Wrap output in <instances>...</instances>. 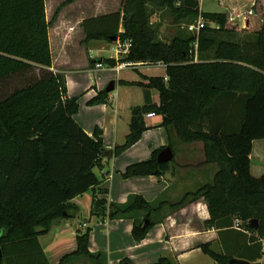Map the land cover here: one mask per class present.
<instances>
[{
    "label": "trees",
    "instance_id": "16d2710c",
    "mask_svg": "<svg viewBox=\"0 0 264 264\" xmlns=\"http://www.w3.org/2000/svg\"><path fill=\"white\" fill-rule=\"evenodd\" d=\"M222 4L227 12H202L199 0H121L119 11L82 24L86 40L113 42L114 36L115 41L131 40L130 51L121 60L166 66V76H143L137 83L145 91L146 103L132 109L130 131L115 153L135 144L148 128L145 115L156 113L163 116L168 135L174 133L184 143L203 142L205 162L218 165L212 182L178 201L150 202L135 194L125 203H109L113 219L143 213L134 218L136 240L145 238L166 209L176 211L199 199L208 206L207 223L226 227L238 218L254 231L249 223L256 218L257 233L264 237V173L253 176L250 159L253 141H264V0ZM164 8L176 25L202 17L205 27L198 36L178 31L165 41L153 21ZM241 17L242 30L250 36L237 40L219 36L233 35ZM50 24L45 0H0V264H50L39 236L55 220L75 218L78 207L71 200L101 181L94 167L100 165L104 150L102 130L96 128L90 135L74 118L78 97L68 96L65 75L52 70ZM104 61L115 64L114 59ZM151 89L159 91V104L151 102ZM108 102L109 94L101 90L88 103ZM168 145L174 151L173 144ZM161 150L127 166L124 177L163 174L169 162H158ZM106 204L95 200L92 213H105ZM145 219L150 223L143 227ZM90 234V227L78 228L76 250L58 264H72L80 257L108 264L105 253L90 251ZM202 249L219 264H231L229 255L207 245ZM155 264L175 263L161 257Z\"/></svg>",
    "mask_w": 264,
    "mask_h": 264
},
{
    "label": "crops",
    "instance_id": "0c3cea01",
    "mask_svg": "<svg viewBox=\"0 0 264 264\" xmlns=\"http://www.w3.org/2000/svg\"><path fill=\"white\" fill-rule=\"evenodd\" d=\"M48 1L45 0L47 19L51 21L52 70L65 75L68 96L78 97L79 110L74 114L75 120L90 135L100 128L104 149L113 150L111 158L101 156L100 165L94 167L100 183L71 200L78 207L76 217L55 220L50 230L39 236V244L48 262L58 264L64 255L75 251L77 229L85 226L91 228L90 251L105 253L108 264H122L124 260L131 264H154L161 257L169 258L175 264H217L203 251L204 245L218 254L229 255L231 259L264 264V237L256 229H247L238 218L233 225L226 227L207 223L210 213L203 199L176 211L166 210L163 218L151 226L142 240H136L132 233L134 218H141L142 213L133 218L109 217V203H125L130 195H141L150 202L178 201L186 192L196 189L193 186L198 188L212 182L218 165L205 162L203 142L184 143L174 133L168 135L162 126L163 116L156 113L145 115L147 130L135 144L117 155L115 147L125 142L130 131L132 109L146 103L145 91L137 84L143 81V76H151L145 68L161 66L164 73L155 76H166V66L140 63V69L130 67L138 70L137 75H124V69L117 71L113 67L120 59L113 50L119 40H113L110 48L98 43L99 40H86L83 22L119 11L121 0H50V6ZM57 9L58 14L52 20ZM239 26L245 27L244 17H241ZM105 50L113 53L106 58L102 55ZM94 53L98 56L95 57ZM108 58L114 59L115 64L106 63L104 59ZM91 60L102 61L104 67L95 69ZM110 80L115 81V89L108 93L109 102L89 104L98 92L106 90L105 85ZM128 88L132 90L126 91L127 97L122 99L123 91ZM153 90H150L151 102L159 104L160 98ZM260 141L261 147L264 146L263 140H254L250 154L251 173L255 177L264 173V164L254 155V145ZM169 142L174 146V157L163 174L124 177L127 166L150 159L153 151L164 149ZM95 200L106 201L105 213H92Z\"/></svg>",
    "mask_w": 264,
    "mask_h": 264
},
{
    "label": "rangeland",
    "instance_id": "374dc122",
    "mask_svg": "<svg viewBox=\"0 0 264 264\" xmlns=\"http://www.w3.org/2000/svg\"><path fill=\"white\" fill-rule=\"evenodd\" d=\"M49 6H50V0L48 1ZM200 2V9L202 12H225L226 10H228L226 8V6L224 4H222V0H199ZM65 3V2H64ZM58 9L57 12L54 13L53 16L58 14ZM153 21L155 23H158L159 26V37L165 41H169L171 39L172 36H174L176 33H178V31H183V33L188 34V30H187V25L186 23H182L180 25H176L173 23V15L171 13L170 10L164 8L162 10L157 11V13L155 14ZM210 25L215 26V24L211 23ZM235 27V26H234ZM243 28H239L237 29V31H235V33L233 35H229L227 32L225 34H219L220 37H228V36H232L234 39H242L245 37L250 36L249 33H245L243 30ZM221 39V38H220ZM99 40L98 43H101L102 45H104L106 48H110V46H112V42L107 40V39H96ZM114 50V48H113ZM113 53V51L110 50H105L102 52V55L105 56L107 58V56H110ZM94 56L97 57L98 54L94 53ZM126 55L120 57L123 58ZM142 67V66H141ZM140 64L138 66H136L135 68H141ZM124 75H128V76H133V75H137L138 74V70H135L134 68H126L124 70H122ZM140 72V71H139ZM145 72L151 76H155V75H160L164 73V68L161 66H150L145 68ZM111 82L108 81V83H106L105 86H108V84ZM130 88H128V90H124L122 93V99H125L127 97L128 92ZM132 90V89H130ZM154 95H158L160 98V94L159 91L157 89L153 90ZM157 96V97H158ZM178 141V139H177ZM262 141L260 142H256V144L254 145V155L259 157V160H261V162L264 164V146L261 147L260 144ZM260 143V144H259ZM176 146V145H175ZM259 146L261 147V150L259 148ZM262 152V154H260ZM193 188H197L196 186H193ZM195 190V189H194ZM169 210V209H166ZM171 211V210H169ZM143 215V213H142ZM86 227L83 226L82 229H85ZM258 230V229H257ZM76 261V263H75ZM159 261V260H158ZM157 261V262H158ZM156 262V263H157ZM90 264L92 263L89 259L85 258V257H80V258H76L72 264ZM93 264V263H92ZM155 264V263H154Z\"/></svg>",
    "mask_w": 264,
    "mask_h": 264
},
{
    "label": "built area",
    "instance_id": "2783aa9c",
    "mask_svg": "<svg viewBox=\"0 0 264 264\" xmlns=\"http://www.w3.org/2000/svg\"><path fill=\"white\" fill-rule=\"evenodd\" d=\"M205 23H206L205 20L202 17H200L196 22L187 25V29H188V31H190L192 33H196L198 36L201 29L205 27ZM131 43H132L131 40H126V41H120L119 40L117 42L114 50L118 54L119 58L124 56V55H127L129 53ZM194 46L196 48V55H197L198 39L195 41ZM139 64H140L139 62L121 60V58H120L119 61L113 67L117 71H120V70L125 69V68L136 67ZM103 67L104 66H103L102 62L95 63V69H100ZM153 114L154 113H148V116H152Z\"/></svg>",
    "mask_w": 264,
    "mask_h": 264
},
{
    "label": "water",
    "instance_id": "95a60500",
    "mask_svg": "<svg viewBox=\"0 0 264 264\" xmlns=\"http://www.w3.org/2000/svg\"><path fill=\"white\" fill-rule=\"evenodd\" d=\"M112 39L116 40L117 38L114 36L112 37ZM114 89H115V81H111L106 87V92L109 93L113 91ZM112 155H113V150L111 149L103 150L102 157L111 158ZM173 157H174V152H173L172 147L167 146L159 152L157 156V160L159 163H167V162H170L173 159ZM149 223L150 221L148 219H145L143 223V227H146ZM249 224L252 228L256 230L259 228V221L256 218L251 219ZM2 257H3V252L0 246V258ZM230 262L231 264H261L260 262H251V261H248L245 259H239V258H232ZM123 264H131V263L127 261V262H124Z\"/></svg>",
    "mask_w": 264,
    "mask_h": 264
}]
</instances>
